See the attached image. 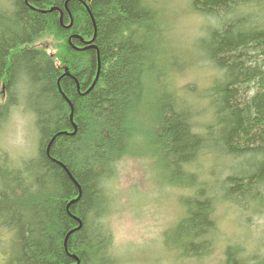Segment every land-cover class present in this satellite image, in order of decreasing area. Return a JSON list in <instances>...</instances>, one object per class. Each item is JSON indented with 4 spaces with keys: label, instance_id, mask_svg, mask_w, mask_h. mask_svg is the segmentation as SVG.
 Listing matches in <instances>:
<instances>
[{
    "label": "trees",
    "instance_id": "obj_1",
    "mask_svg": "<svg viewBox=\"0 0 264 264\" xmlns=\"http://www.w3.org/2000/svg\"><path fill=\"white\" fill-rule=\"evenodd\" d=\"M7 1L0 121L19 87L37 130L36 156L0 170V228L13 234L11 264H114L103 222L112 202L100 183L142 146L150 149L142 162L154 157L164 173L159 184L181 188L179 217L165 236L178 256L211 252L220 202L264 212V0L190 1L210 20L196 47L212 69L206 88L190 95L199 102L193 109L175 86L179 69L171 64L180 63L159 49L157 12L143 0ZM45 37L55 40L54 53L35 46ZM140 113L150 121L146 133L130 121ZM208 156L226 162L211 191L194 164ZM247 244L223 245L216 264H264Z\"/></svg>",
    "mask_w": 264,
    "mask_h": 264
},
{
    "label": "rangeland",
    "instance_id": "obj_2",
    "mask_svg": "<svg viewBox=\"0 0 264 264\" xmlns=\"http://www.w3.org/2000/svg\"><path fill=\"white\" fill-rule=\"evenodd\" d=\"M190 1L143 0L157 12L156 18L161 23L159 49L169 55L170 63H180L171 64L179 69V73L175 72V86L184 92L181 95L184 98L182 102L193 109L199 102L190 95L196 96L197 92L206 88L211 80L212 69L202 64V54L196 47L198 42L202 41L205 27L210 20L196 14L190 6ZM7 2L0 0V13L8 10ZM259 14L260 12L257 13ZM168 23L171 24L170 28H167ZM178 38L181 39L180 42L176 41ZM54 43L52 37H45L38 40L35 46L45 45L50 53H54ZM182 59L197 64L185 65L182 64ZM166 79L169 80L168 74ZM16 93L18 99L13 100L14 105L10 106L8 113H5V117L0 121V170L21 169L24 160H30L37 154L35 116L25 107L23 99H20L23 93L19 87ZM130 119L135 121L132 125L135 130L142 128L146 133L150 121L144 113L130 116ZM136 124H140V127ZM131 142L138 146L132 138ZM131 148L140 149L139 146ZM142 148L144 156L141 152L139 156L131 155L121 159L115 166L114 176L109 181L100 183L113 204L110 203L112 211L104 216L103 222L112 234L111 255L114 264H216L223 245L239 244L245 240L248 241L247 246H244L247 252L253 247L257 260L264 258V212L243 214L230 202H220L217 206V229L214 233L213 249L209 254L198 259L181 257L171 251L165 243V236L178 220V194L180 196L181 188L171 191L169 186L159 184V181L163 182L164 173L155 170L154 157L146 158L150 166L142 162L147 152H150L149 148ZM214 158L208 156L194 163L198 175L201 172L199 177L207 179L206 184L210 186V191V182L215 181L220 163H226L223 159L215 161ZM25 185L27 184L24 183ZM12 238L13 234L6 227L0 228V264L12 262V256L15 255ZM247 262L250 264L256 261Z\"/></svg>",
    "mask_w": 264,
    "mask_h": 264
},
{
    "label": "water",
    "instance_id": "obj_3",
    "mask_svg": "<svg viewBox=\"0 0 264 264\" xmlns=\"http://www.w3.org/2000/svg\"><path fill=\"white\" fill-rule=\"evenodd\" d=\"M70 119H71V114H70Z\"/></svg>",
    "mask_w": 264,
    "mask_h": 264
}]
</instances>
